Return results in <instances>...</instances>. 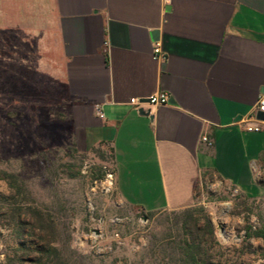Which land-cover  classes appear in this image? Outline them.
Here are the masks:
<instances>
[{"label":"crops","instance_id":"0c3cea01","mask_svg":"<svg viewBox=\"0 0 264 264\" xmlns=\"http://www.w3.org/2000/svg\"><path fill=\"white\" fill-rule=\"evenodd\" d=\"M1 9L0 31L25 47L17 61L62 89L77 149L110 151L125 204L191 208L209 177L260 195L264 131L240 121L264 94V0H2ZM159 94L166 105L129 103Z\"/></svg>","mask_w":264,"mask_h":264},{"label":"rangeland","instance_id":"374dc122","mask_svg":"<svg viewBox=\"0 0 264 264\" xmlns=\"http://www.w3.org/2000/svg\"><path fill=\"white\" fill-rule=\"evenodd\" d=\"M24 52L15 34L0 31V264L15 256L21 262L13 264H38L47 243L60 252L47 264H173L171 248L190 214L125 204L113 187L110 151L77 149L62 89L45 72L25 70L17 61ZM254 174L259 196L209 177L192 207L199 227L210 223L220 262L264 264L263 241L246 237L264 229V157ZM10 209L21 212L20 234L17 219L6 218ZM30 213L50 230L33 228Z\"/></svg>","mask_w":264,"mask_h":264},{"label":"trees","instance_id":"16d2710c","mask_svg":"<svg viewBox=\"0 0 264 264\" xmlns=\"http://www.w3.org/2000/svg\"><path fill=\"white\" fill-rule=\"evenodd\" d=\"M5 178V174L0 171V179ZM254 196H246V198H252ZM11 210V209H10ZM20 210V208H19ZM22 211V210H21ZM195 208L184 209L183 212L189 213V217L186 222L183 223V234L181 238L175 242V245L171 248L173 255V264H227V262H220L217 260L215 253H217L216 248L220 247L215 240L214 233L210 223L205 219L203 227H199L198 223L201 217H194ZM21 212L18 209H12L11 213L6 214V218L16 221V227L18 233L23 232V227L18 221V216ZM152 213V212H148ZM5 214V213H4ZM29 216L33 219V228H37L40 231L50 230V226L46 222L39 220L35 217V214L30 213ZM247 238L261 239L264 243V229L260 228L252 232L246 233ZM46 248L39 252V259L36 263L47 264L51 261L60 260V252L56 247L50 246L49 243ZM22 246L20 249H23ZM264 259V254H263ZM12 264L16 262H21L19 257H14L9 260ZM44 261V262H42ZM10 263V264H11Z\"/></svg>","mask_w":264,"mask_h":264},{"label":"built area","instance_id":"2783aa9c","mask_svg":"<svg viewBox=\"0 0 264 264\" xmlns=\"http://www.w3.org/2000/svg\"><path fill=\"white\" fill-rule=\"evenodd\" d=\"M153 58L156 60H163L164 54L161 50V44L159 42H155L153 45ZM168 102V97L165 94H159L157 96H152L147 99L146 103L140 102L136 98H132L129 100V103L134 106H139L141 104L148 105H166ZM262 113L263 119H257V114ZM240 123L243 126V130L248 133H259L264 131V94H262L256 104L254 105L252 111L247 114ZM202 142H204L207 146H211L212 143L206 138L202 137Z\"/></svg>","mask_w":264,"mask_h":264},{"label":"water","instance_id":"95a60500","mask_svg":"<svg viewBox=\"0 0 264 264\" xmlns=\"http://www.w3.org/2000/svg\"><path fill=\"white\" fill-rule=\"evenodd\" d=\"M156 34V33H155ZM257 119L262 120L263 119V114L262 113H258L257 114Z\"/></svg>","mask_w":264,"mask_h":264}]
</instances>
